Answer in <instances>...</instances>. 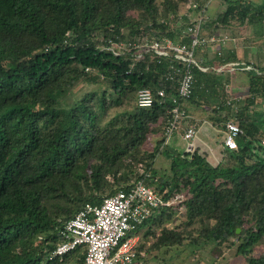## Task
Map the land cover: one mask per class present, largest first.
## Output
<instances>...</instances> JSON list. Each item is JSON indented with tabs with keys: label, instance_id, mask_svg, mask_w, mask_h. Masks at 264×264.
<instances>
[{
	"label": "trees",
	"instance_id": "1",
	"mask_svg": "<svg viewBox=\"0 0 264 264\" xmlns=\"http://www.w3.org/2000/svg\"><path fill=\"white\" fill-rule=\"evenodd\" d=\"M190 1L0 0V264H83L86 245L49 259L64 241L61 230L87 203L100 205L139 178L166 197L185 194L188 221H201L193 242L235 245L237 238V252L247 256V264H264V253L251 254L264 236V139L257 136L264 128L257 103L264 97V73L244 69L249 75L246 95L238 98L227 84L223 99L210 106L217 82L224 78L228 83L224 76L233 71L195 67L196 82L187 101L234 118L243 133L237 149L224 146L218 163L198 147L183 155L169 151L171 164L161 173L155 162L168 145L169 110L178 95V82L168 79L174 72L171 60L159 62L152 53L134 60L99 48L116 34L191 43V34L158 20L159 14L179 16L182 4ZM222 1L226 7L206 19L204 29L223 32L232 25L239 30L264 16V3ZM236 57L223 52L207 63L217 68ZM80 82L104 88L73 99ZM143 87L154 92L164 88L167 94L157 96L152 107L140 108L137 94ZM126 104L128 108L104 120L111 108ZM151 134L156 136L154 148L144 149ZM173 209L164 208L140 226L144 237L162 228L157 250L184 240L181 231L166 226Z\"/></svg>",
	"mask_w": 264,
	"mask_h": 264
},
{
	"label": "built area",
	"instance_id": "2",
	"mask_svg": "<svg viewBox=\"0 0 264 264\" xmlns=\"http://www.w3.org/2000/svg\"><path fill=\"white\" fill-rule=\"evenodd\" d=\"M205 6L207 8L208 3ZM194 7H197L196 2L190 3L189 11L185 13L190 18V23L186 24L183 31V34H191V43L166 37L160 39L150 37L141 40L142 37L130 39L116 36L107 38V43L104 42L106 46L101 49L112 52L115 56L130 54L134 60H140L148 53L158 57L159 62L162 59L171 60L170 68L174 72L168 75V79L178 82V95L172 98L173 106L169 110L171 118L165 131L166 143L183 122L191 117L185 102L193 94L196 82L195 67L203 71L214 69L218 72L251 68L247 64L242 65L239 62H230L215 68L198 58L197 49L209 42H216L217 54L222 55V47L230 40V37L226 35L223 38L216 34L206 37L203 33V24L206 19H209V16L206 9H203L204 11L199 15H194L191 12V10H195ZM86 71H91V68L87 67ZM175 74H180L178 80H176ZM166 94L164 88L154 92L149 87H143L138 91L137 105L140 108H150L154 105L157 96L165 97ZM231 103L232 100H228V104ZM221 129L223 145L230 149H237L238 138L243 133V128L234 118H228L224 121ZM196 134L197 125L189 124L183 135L184 139L189 142L186 151H192L196 147L193 142ZM262 144L264 145V140ZM143 170L140 169L142 172ZM185 199L186 197L182 193L166 197L149 185L146 178L132 181L127 189H120L116 193L106 196L100 205L87 203L73 219L65 224L61 230L64 241L49 254V259L53 260L57 256H62L79 245H86L87 254L83 264H145L143 257L151 242H147L143 238L140 226L151 217L157 216L164 208H177V206L181 208L180 204Z\"/></svg>",
	"mask_w": 264,
	"mask_h": 264
},
{
	"label": "rangeland",
	"instance_id": "3",
	"mask_svg": "<svg viewBox=\"0 0 264 264\" xmlns=\"http://www.w3.org/2000/svg\"><path fill=\"white\" fill-rule=\"evenodd\" d=\"M252 1L255 5H259V4H263L264 0H250ZM192 2H196L197 7H194L193 9L195 10H191V12L194 13V15H199V13H201L202 11H204L203 9H206V13L207 15L210 14L209 11V7L211 5L212 2H216L217 7H218V11H220L219 9H222L224 7H226V2L224 3L222 0H191L190 2L184 3L181 6V9L179 10L180 12H178L177 17H172L169 18H165V16L162 15H158V20L159 22H168V24L170 25L169 28L176 30L177 32L180 31L183 34L184 28L186 27V24L188 22V16H186L184 18V16L186 15L185 13L187 11H189V7H190V3ZM208 3V7L206 8L205 4ZM195 11H197L195 13ZM130 13L134 16H137L138 12L136 11H130ZM164 13V12H163ZM218 13V12H217ZM255 29V27H254ZM252 31V26L251 29ZM168 31V29H161L160 32H165ZM116 36H119L116 34ZM126 36H128L126 34ZM224 36L226 35H222L221 37L225 38ZM144 37V38H143ZM141 38V40L143 39H147L150 38V36L145 35ZM127 40V39H126ZM211 43V42H209ZM208 43V47L209 46H213L214 51L211 53L212 55H216L217 53V49L218 46L215 43H211V45H209ZM216 44V45H215ZM215 45V46H214ZM106 46V44L101 43V45H99L100 49H103ZM207 46H202L203 48H201V51H205V48ZM243 64V63H242ZM247 66L252 67V65L247 64ZM231 71H242L241 69H236V70H231ZM215 75V73H213ZM243 76H240L239 78V88H231L232 91L235 92V94H237L240 98V96L242 95H246L247 93V89H248V81H247V76L244 75L243 73H240ZM227 77V76H224ZM225 79L222 78L220 79V81L217 82L218 86L216 87L215 91H213V93H210V106H214L216 104H218L219 101H221V99H223V96L226 94L225 93V87H223L224 85H229V83L224 82ZM215 84V86L217 85ZM237 86V85H236ZM103 89L104 87H102V85H93V84H88L86 82H80L75 88H74V95H73V99H79L82 98L84 95H86L87 93H91L92 91H94L95 89ZM233 92V93H234ZM213 95V96H212ZM135 103V101H134ZM239 103V102H238ZM258 103V109H261L264 113V97L258 98L257 100ZM240 105V103L238 104V106ZM242 105V104H241ZM129 106H127V104L124 106H120L119 108L114 107L111 108L108 112V114L104 115L103 117L105 118L104 120L107 121L109 118H111L114 115H117L119 112H122L123 110H125V108H128ZM203 110V109H202ZM204 115L209 116V118H213L216 120V124L217 126H223L224 121L226 120V117L224 116H220L219 114H212L209 111L207 112L206 110L201 112ZM260 119H262V117H260ZM215 124V126H216ZM258 124L260 125V123L258 122ZM248 129H251V127H249ZM257 136H262V138L264 139V128H262V130L260 132H257ZM155 141H156V136L152 135L150 136L148 142L145 144L144 149L147 150H151L154 148L155 145ZM172 141V140H171ZM165 146V145H164ZM187 149L186 144L182 143L181 147L177 148L174 147L173 141L169 142L168 145L166 146V148L163 150L162 153H160L157 156L156 162H155V168H157L161 173H163V171L165 169L168 170L170 164H171V158L169 156V151H172L174 153H180L183 155L184 151ZM262 152V151H261ZM139 170L143 169L141 165H138L137 167ZM166 173V172H165ZM164 173V174H165ZM166 178V177H165ZM184 194V193H182ZM184 197L185 194H184ZM184 202V201H183ZM183 202L180 204L182 207L179 208V206H177V208L173 209V213H172V218L171 220L168 221V226L166 224V226L168 228H175L178 231L182 232V237H184V240L182 242V244L180 245H175V246H171V247H162V248H158L157 251V245H158V236L157 234H153L152 237L153 238H149L150 239V246L153 248V254H151L154 259H156L158 262H160L161 264H247V256L244 254H239L237 252V246L240 243L237 238H234V242L235 245H227V244H217V242L214 241H205V240H201L198 243L193 242V237L197 236L199 234V229L201 227V221H197L195 220L193 223L188 221V217H187V210L185 205H183ZM181 209V210H180ZM246 219L251 220V216L246 215L245 216ZM207 222H209L210 224L214 223V220H207L205 219ZM248 224V222H247ZM157 233H159L162 228L159 227L158 229H154ZM141 232L143 233V230H141ZM191 233V234H190ZM151 235V234H150ZM262 253H264V236L263 238H261L257 244L253 247L252 250V255L253 256H259ZM70 264H73V262H71Z\"/></svg>",
	"mask_w": 264,
	"mask_h": 264
},
{
	"label": "crops",
	"instance_id": "4",
	"mask_svg": "<svg viewBox=\"0 0 264 264\" xmlns=\"http://www.w3.org/2000/svg\"><path fill=\"white\" fill-rule=\"evenodd\" d=\"M209 11V19L214 18L218 12L216 2L211 3ZM251 26L252 31L250 30ZM240 27L241 29L238 30V28H235L231 25L227 27V30H224L223 32H221L220 30L211 31L204 29V35L206 37L212 34H216L218 36L227 35L228 37H230V40L224 45L223 52L225 54H228L229 52L237 53V57L231 59L229 63L239 62L241 64H249L252 65V68L258 70L259 73H264V16L258 15L253 22H248L247 24H244ZM207 45L208 44H206L205 46ZM209 45H211V43H209ZM201 48L203 47L201 46L197 49V56L198 58L202 59L205 64L210 65L209 63H207L210 59L218 58L217 53L216 55L211 54L214 51L213 46H207L205 48V51H201ZM241 70L242 71H233V73L228 70H224L228 71L225 76H227L226 79L229 83L228 86L230 87V89L239 88L238 85L240 82L238 81L240 76H243L240 73L246 75L248 78L247 81L249 80L248 71L244 69ZM185 106L189 110L191 117L183 122L181 127H179V129L172 135L169 142L173 141L174 147L177 148L181 147L182 143L188 146L189 142L184 139L183 135L186 127L191 123H195L197 125V134L193 140L194 144L201 151L206 152L212 162L218 163L222 158V152L225 148L223 145V133L221 126H217V122L215 119L209 118V116L202 114V110H199L198 107H196L194 104H191L189 101L185 102ZM152 235H148V237L143 238L147 242H150L149 238H153ZM157 236H160V232L157 233ZM149 250L154 251L150 245L147 246L145 256L143 257L144 263L161 264L156 259H154L151 254H149Z\"/></svg>",
	"mask_w": 264,
	"mask_h": 264
},
{
	"label": "water",
	"instance_id": "5",
	"mask_svg": "<svg viewBox=\"0 0 264 264\" xmlns=\"http://www.w3.org/2000/svg\"><path fill=\"white\" fill-rule=\"evenodd\" d=\"M238 231H240V229H238Z\"/></svg>",
	"mask_w": 264,
	"mask_h": 264
}]
</instances>
